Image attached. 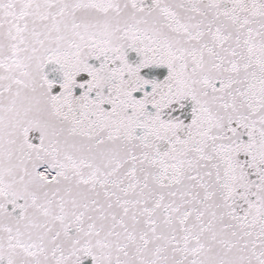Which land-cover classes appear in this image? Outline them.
Instances as JSON below:
<instances>
[{
	"label": "snow or ice",
	"instance_id": "1",
	"mask_svg": "<svg viewBox=\"0 0 264 264\" xmlns=\"http://www.w3.org/2000/svg\"><path fill=\"white\" fill-rule=\"evenodd\" d=\"M0 264H264V0H0Z\"/></svg>",
	"mask_w": 264,
	"mask_h": 264
}]
</instances>
